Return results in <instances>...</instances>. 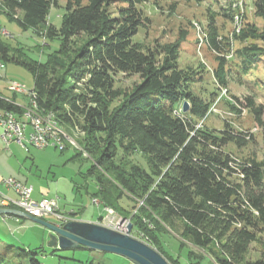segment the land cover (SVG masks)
<instances>
[{
    "label": "trees",
    "instance_id": "1",
    "mask_svg": "<svg viewBox=\"0 0 264 264\" xmlns=\"http://www.w3.org/2000/svg\"><path fill=\"white\" fill-rule=\"evenodd\" d=\"M58 1L0 0V13L20 28L58 41V48L39 61L0 39V62L26 67L38 108L53 112L68 134L74 128L82 133L68 161H90L84 175L96 181L92 196L120 216L128 215L120 199L134 202L132 230L171 264L180 263L162 247L158 231L163 224L182 245H190L186 264H202L206 257L213 264H264V160L255 155L238 160L227 150L230 143L246 146L253 136L228 123L222 129L197 127L231 80H248L255 92L264 90L258 73L264 69V0H253L254 17L245 12L239 32L234 28L231 34L224 27L239 10L232 1L209 0L219 6L209 11L203 43L197 36L195 44L214 58V86L198 91L193 85L205 81L204 68L179 62L188 30L168 43L145 44L135 38L151 23L142 6L158 0H66L57 27L48 18ZM119 74L137 80L125 90L116 86ZM79 82L82 87L76 91ZM15 96L0 91V110L21 114L23 105ZM222 100L237 111L238 97ZM246 100L264 126L262 106L254 97ZM136 154L142 162L135 160ZM253 243L260 247L254 258ZM21 246L0 241V264H42L43 247ZM192 247L204 253L196 254Z\"/></svg>",
    "mask_w": 264,
    "mask_h": 264
},
{
    "label": "rangeland",
    "instance_id": "2",
    "mask_svg": "<svg viewBox=\"0 0 264 264\" xmlns=\"http://www.w3.org/2000/svg\"><path fill=\"white\" fill-rule=\"evenodd\" d=\"M226 0H221L224 2ZM228 1V0H227ZM232 1V7L237 11V15L232 23L226 22L224 33L231 34L235 28L237 32L240 30L242 15L246 12L249 18H253V0H229ZM66 0H59L57 6H53L49 13L48 21L59 27L62 22V16L65 12ZM174 6V7H173ZM219 5L213 4L206 0L202 3H197L188 0H158L157 5L151 3L144 4L142 7L146 14L151 18V23L146 29H142L135 37L138 40L144 41L145 44L158 41L160 43L173 42L182 30H188V36L182 46L179 62L181 66H191L196 68L201 65L205 71V81L201 84L193 85L198 91L201 86L207 89L213 88V68L216 66L214 58L205 49L198 50L195 44L196 37L200 38V45L204 41V31L208 19L209 11H216ZM241 9V10H240ZM218 22L222 21L221 17L217 18ZM256 22L261 24L259 18ZM192 25V27H191ZM195 27V29H193ZM0 39L9 42L22 49L29 57L45 61L47 55L58 48V41H49L43 36L38 35L33 29L23 30L14 21H11L4 13H0ZM264 66V64H263ZM258 73L264 80V69L260 68ZM261 78V77H260ZM116 86H120L127 90L136 77H130L126 74L117 76ZM18 82L30 90L33 88V76L31 72L24 66H21L13 61L0 62V91L6 97H13L16 101L23 105L24 110L32 108L27 94L17 93L12 89V83ZM82 87L81 82L77 83L78 91ZM238 97L236 102L237 111H231L224 97ZM246 97H254L257 106H262V120L264 122V90L255 92L252 84L247 80L241 84L231 80L227 88H223L222 97L219 96L215 103L211 105L210 110L205 118L200 120L197 127L206 125L209 128L222 129L225 123L234 127L235 130L244 132L247 136L252 135L249 143L244 147H237L234 143L227 146V150L235 154L238 160H243L247 156L255 155L259 160H264V126L256 120L255 114L251 109L246 107ZM235 100V99H234ZM56 116V115H55ZM56 120L58 126L65 131ZM76 131V132H75ZM72 138L79 140L82 133H79L76 128L71 132ZM68 134V133H67ZM67 146L64 152L54 148H37L33 146L21 147L17 144H11L8 149H4V144L0 142V155L3 164L13 177L19 181L29 178L31 182L36 183L38 179L46 187L51 189V193L57 195L61 199V203L70 206L81 205L85 207L84 214L87 218L97 219L98 221L104 215L102 206H96L92 203V193L96 190V181L93 177L84 175L87 167L90 165L88 159L81 161H68V159L76 152L74 145ZM77 146H79L77 142ZM87 158L86 153L84 154ZM135 160L142 162L143 159L138 155H134ZM95 198V197H94ZM98 198V197H96ZM98 200L102 201L100 198ZM103 202V201H102ZM120 204L128 212L127 216H120L117 212V219L127 223H132L133 215L136 213L134 209L135 203L126 196L120 199ZM70 209V208H69ZM72 215V214H71ZM77 215H72L75 219ZM47 220H55L53 218H45ZM30 227H26L24 234H18L19 237L25 239V243L31 245V248L38 247L37 243L41 242V234L37 225L31 220H24ZM2 226V224L0 225ZM32 226V227H31ZM47 230V229H46ZM161 233V244L180 264H186L188 261L190 245H182L178 235L173 233L167 225L163 224V229L158 231ZM19 233V231H18ZM22 233V231H20ZM1 234V233H0ZM131 234L137 238H141L140 234L133 229ZM0 241L7 244H13L16 247L21 245L17 242L14 244L7 241L6 236L0 235ZM22 247V246H21ZM44 251L39 254V259L42 264H132L127 259L112 253L101 251H92L84 248L75 249H58L52 251L53 248L48 246V237L44 244ZM259 244L253 243L251 246L250 256L257 257ZM195 253H204L203 250L192 247ZM198 259V258H197ZM194 262V260H193ZM214 261L210 257H206L202 264H213Z\"/></svg>",
    "mask_w": 264,
    "mask_h": 264
},
{
    "label": "built area",
    "instance_id": "3",
    "mask_svg": "<svg viewBox=\"0 0 264 264\" xmlns=\"http://www.w3.org/2000/svg\"><path fill=\"white\" fill-rule=\"evenodd\" d=\"M222 97V92L220 94ZM39 126H47V133H39ZM0 140L4 144V149H8L11 144H17L21 147L33 146L37 148L54 147L60 151L65 149L58 148V141L55 139V131L53 130L49 116L46 121H39L38 118H32L26 114L24 119H15L11 114L0 115ZM74 147H75V142ZM2 184L12 191V194L0 188V207L17 208L34 217L54 219L65 222L72 218V212H62L55 209V197H43L39 200L32 196L33 186L23 183L14 177H6L2 179ZM92 203L96 206H102L104 215L98 223L114 228L116 230L126 232L127 221L117 219V215L111 213L105 206L97 203L92 198Z\"/></svg>",
    "mask_w": 264,
    "mask_h": 264
},
{
    "label": "water",
    "instance_id": "4",
    "mask_svg": "<svg viewBox=\"0 0 264 264\" xmlns=\"http://www.w3.org/2000/svg\"><path fill=\"white\" fill-rule=\"evenodd\" d=\"M189 103H183L186 111ZM0 214L25 217L47 229L48 246L58 249L85 248L119 255L132 264H171L154 246L131 234L132 223L122 232L94 221L65 222L34 217L20 209L0 207Z\"/></svg>",
    "mask_w": 264,
    "mask_h": 264
},
{
    "label": "crops",
    "instance_id": "5",
    "mask_svg": "<svg viewBox=\"0 0 264 264\" xmlns=\"http://www.w3.org/2000/svg\"><path fill=\"white\" fill-rule=\"evenodd\" d=\"M16 102L18 104H20L18 101H16ZM0 142H1V140H0ZM0 158H1V155H0ZM6 177H13V176L7 170V168L3 164L2 160H0V188L2 190L6 191L7 193L12 194V191L9 190L8 188H6L1 182L2 179L6 178ZM17 180H19V179H17ZM35 180H37L36 183L31 182V180L29 178L24 180V183H27V184H30V185L33 186L32 196H33L34 199L39 200V199H41L43 197H55V196H57V195H54V194L51 193L52 192L51 189L49 187H46L43 184L44 182L42 183L38 179H35ZM61 202L62 201L59 198V207H60V210L62 212H77L78 213L77 216L75 217V219H83V220L94 221V222L98 221V217H99V213L100 212H98L97 219L87 218V217H85L86 215L84 214L85 207H82L81 205H78V206H75V207L74 206H70L69 207L70 209H69L68 208L69 205L67 206L65 204H62ZM50 218H53V217H50ZM24 220H29V219H27L25 217H21V216H16V215H9V214L8 215H3V214H0V225L2 224V226H0V233H1L0 235L6 236L7 241H11L14 244L17 242L20 245L31 247L30 244L25 243L27 241H25L24 238L18 236V234H24V232H25L24 230L26 229V227L27 228L30 227V224H27L26 222H23ZM35 225L38 226L40 234H41V242L37 243V245H38V247H44L45 241L47 239L48 232L40 224L35 223ZM18 231H19V233H18ZM20 231H22V233H20Z\"/></svg>",
    "mask_w": 264,
    "mask_h": 264
},
{
    "label": "bare ground",
    "instance_id": "6",
    "mask_svg": "<svg viewBox=\"0 0 264 264\" xmlns=\"http://www.w3.org/2000/svg\"><path fill=\"white\" fill-rule=\"evenodd\" d=\"M12 89L17 93L27 94L28 98L30 100V103L32 105V108L28 109V110H24L21 114L16 113V112L11 111V110H0V115H7L9 113L15 119H24V118H26V114H27V115H30L32 118H38L39 121H46V119H48V116H49L53 130L55 131V139L58 141V148L66 149L69 144L74 145L73 142H75L76 148L79 147V146H77L76 140L74 138H72L69 134L64 132L60 126H58L56 120H54V118H56V116L53 112H51V111L45 112V111L38 108V104H37V100H36L37 93L33 88L30 90H27L20 83L13 82L12 83ZM39 133H47V126H39ZM95 201L97 203L105 206L106 209L108 211H110L111 213L117 215L115 210L112 207L105 205L102 201L98 200V198L95 197ZM54 207H55V209H60L59 199L54 200Z\"/></svg>",
    "mask_w": 264,
    "mask_h": 264
}]
</instances>
